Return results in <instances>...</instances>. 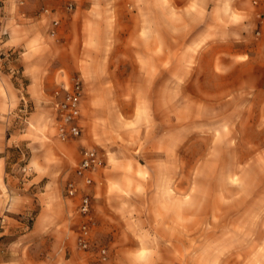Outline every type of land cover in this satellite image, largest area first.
<instances>
[{
	"label": "rangeland",
	"instance_id": "1",
	"mask_svg": "<svg viewBox=\"0 0 264 264\" xmlns=\"http://www.w3.org/2000/svg\"><path fill=\"white\" fill-rule=\"evenodd\" d=\"M232 2L226 0L229 21L217 10L215 21H162L161 70L153 56L129 57L133 48L153 53L154 21L140 22L138 43L128 41L133 21H62L56 37L39 33L48 51L84 36L87 48H103V66L89 83L79 71L82 104L90 91L96 98L81 107L80 139H56L51 98L36 107L23 92L6 114L14 119L9 132L41 145L24 140L6 154L0 253L30 231L43 202L37 194L53 179L40 222L48 245L33 255L56 257L63 249L90 257L74 245L78 197L68 200L64 189L75 180L81 150L92 148L103 165L85 190L95 241L114 264H264V21H237ZM7 15L1 12L0 21ZM39 20L50 25L49 17ZM5 37L0 31V44ZM19 54L0 48V71L22 89ZM36 108L45 116L33 122ZM72 143L75 151L68 150ZM22 194L32 199L29 209L8 210Z\"/></svg>",
	"mask_w": 264,
	"mask_h": 264
},
{
	"label": "crops",
	"instance_id": "2",
	"mask_svg": "<svg viewBox=\"0 0 264 264\" xmlns=\"http://www.w3.org/2000/svg\"><path fill=\"white\" fill-rule=\"evenodd\" d=\"M69 1L74 7L71 16H68L67 12L64 11L65 0H0V15L3 11L8 13L7 21H0V31L3 30L6 33L0 48L5 51H19L21 76L27 80L26 86L21 89L11 74L0 71V208L5 204L4 191L10 187L5 178L8 150L18 146L24 140L28 146L36 147L37 150L39 149L38 146L41 145L36 140L29 143L19 131L12 130L9 132L14 119L12 116H6V114L18 108L21 96L24 95L23 92L29 102L36 107L41 106L42 103L50 102L52 92L61 82L74 75L83 79L79 73L82 71L85 75V81L89 83L93 79L91 74L93 72L98 74V69L103 66L101 61L104 58L103 48H99V46L96 50L87 48L86 44L83 45L82 43L86 42L85 37L81 35L78 39L66 41V46L62 48H54V50L48 51L44 45L41 46L38 39L39 33H45V37L51 39L48 35L50 25L39 20L41 9H48L59 18L58 35L63 31L62 21H79L81 26L86 25L89 21L90 23L97 21L98 25L102 24L101 21H133L136 25L135 27L132 26L133 30L128 35L129 43H138L141 40L139 35L141 21H154L153 53H146V51L133 48L129 51V57L136 59L153 56L155 64L156 59L159 60V70H161L162 58L160 35L162 21H215L212 17L215 10L222 17L221 21H229L231 18L228 11L230 8L226 6V0H217V2L215 0ZM232 1L234 2L231 4V9L236 11L237 21H264V0H258L260 4L258 7H253L251 0ZM259 13L260 16H258ZM34 42L36 45L40 43V46H35ZM88 57L92 60H87ZM44 59L47 60L46 64H42ZM88 93L85 102L83 101V107L94 104L96 100L93 91ZM45 111L44 108H36L29 120L37 122L45 116ZM76 149L75 143L68 146L69 151ZM37 179L39 180L41 177L36 176L31 182ZM53 181V179L47 181V186L45 185L43 191L37 194L38 199L43 200V202L32 228L28 233L19 236L12 244H9L6 251L0 253V264H91V257L72 253L65 255L63 249L56 257L48 255V259H40L37 258V255H33L35 250L46 249L48 245V238L44 237L45 229L40 225V222L42 220L41 215L46 211V202L44 201L49 194L48 186H53ZM22 195L20 199L12 200L9 203L8 210L23 212L29 207L26 203L32 199L25 194ZM66 198L69 200L68 197ZM111 260L114 264V258L109 259L107 264H111Z\"/></svg>",
	"mask_w": 264,
	"mask_h": 264
},
{
	"label": "built area",
	"instance_id": "3",
	"mask_svg": "<svg viewBox=\"0 0 264 264\" xmlns=\"http://www.w3.org/2000/svg\"><path fill=\"white\" fill-rule=\"evenodd\" d=\"M252 3L259 5L258 0H253ZM73 8V4L68 3L64 10L71 12ZM41 14L51 19L49 35L56 37L60 26L59 18L48 9H44ZM83 97L84 85L79 76H72L61 82L52 92L51 105L54 111L55 137L58 141L71 142L80 139ZM102 165L101 156L95 149H82L74 170L75 180L68 181L64 189L66 197H78L76 215L80 222L74 232V245L78 250L90 254L91 264H107L109 261L108 249L95 241L96 221L92 214V199L85 190L92 185L93 177ZM23 171H26V168H23ZM81 185L84 189L81 188ZM5 213L6 210L0 213V236L6 229L7 216Z\"/></svg>",
	"mask_w": 264,
	"mask_h": 264
}]
</instances>
